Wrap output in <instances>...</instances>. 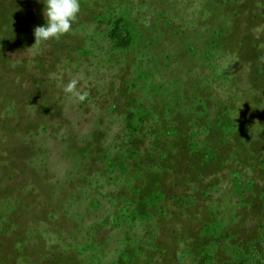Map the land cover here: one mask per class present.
<instances>
[{
  "label": "rangeland",
  "instance_id": "374dc122",
  "mask_svg": "<svg viewBox=\"0 0 264 264\" xmlns=\"http://www.w3.org/2000/svg\"><path fill=\"white\" fill-rule=\"evenodd\" d=\"M44 7L0 0V264H264V0Z\"/></svg>",
  "mask_w": 264,
  "mask_h": 264
},
{
  "label": "clouds",
  "instance_id": "9594fccd",
  "mask_svg": "<svg viewBox=\"0 0 264 264\" xmlns=\"http://www.w3.org/2000/svg\"><path fill=\"white\" fill-rule=\"evenodd\" d=\"M45 5L43 15L46 24L34 28L35 42L39 46L49 40H57L72 31V25L80 13V0H43ZM264 59V58H262ZM84 79L83 74L73 76L63 86L62 91L76 102H84L89 93L78 88Z\"/></svg>",
  "mask_w": 264,
  "mask_h": 264
}]
</instances>
